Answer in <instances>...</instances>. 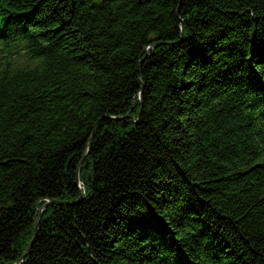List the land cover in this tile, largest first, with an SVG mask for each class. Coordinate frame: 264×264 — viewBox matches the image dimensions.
I'll return each mask as SVG.
<instances>
[{
    "label": "trees",
    "instance_id": "trees-1",
    "mask_svg": "<svg viewBox=\"0 0 264 264\" xmlns=\"http://www.w3.org/2000/svg\"><path fill=\"white\" fill-rule=\"evenodd\" d=\"M1 25L0 264H264V0H0Z\"/></svg>",
    "mask_w": 264,
    "mask_h": 264
},
{
    "label": "water",
    "instance_id": "water-1",
    "mask_svg": "<svg viewBox=\"0 0 264 264\" xmlns=\"http://www.w3.org/2000/svg\"><path fill=\"white\" fill-rule=\"evenodd\" d=\"M159 44H162V42L153 43V45L151 44L150 46H151V47H155V46H157V45H159ZM140 98H141V92H140ZM81 164H82V162H80L79 167H78V170H79ZM52 203H54V204H60V202H57V201H52ZM49 204H50V202L48 201V202H46V203L42 206V208L40 209L39 214H38V216H37V221H36V223H38V220H39L40 217L42 216V211H43L44 209H46V207H48ZM25 254H26V253H25ZM25 254H24L22 257H24ZM20 261H21V258L19 259V262H20Z\"/></svg>",
    "mask_w": 264,
    "mask_h": 264
},
{
    "label": "rangeland",
    "instance_id": "rangeland-1",
    "mask_svg": "<svg viewBox=\"0 0 264 264\" xmlns=\"http://www.w3.org/2000/svg\"><path fill=\"white\" fill-rule=\"evenodd\" d=\"M41 208H42V206L40 207V209H41ZM42 214H43V213H42ZM41 217H42V216H41ZM41 217H40V219H41ZM36 221H37V218H36ZM38 221H39V220H38ZM35 224H36V223H35ZM25 253H26V252H24L23 255H24Z\"/></svg>",
    "mask_w": 264,
    "mask_h": 264
}]
</instances>
